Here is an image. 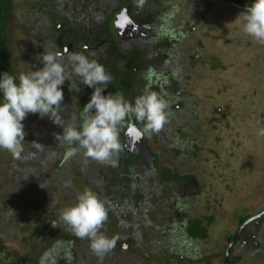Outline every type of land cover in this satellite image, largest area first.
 Returning <instances> with one entry per match:
<instances>
[{
  "label": "flooded vegetation",
  "instance_id": "af4514ba",
  "mask_svg": "<svg viewBox=\"0 0 264 264\" xmlns=\"http://www.w3.org/2000/svg\"><path fill=\"white\" fill-rule=\"evenodd\" d=\"M132 1L23 0L22 3L19 0L18 3L11 4L9 20L13 19L14 12L18 10L20 26L34 31L35 43L42 46L43 52L44 48L61 51L68 49L83 53L104 67L114 61L117 65L110 74L116 86L110 84V89L107 88L104 94L122 93L119 87L123 84L115 78L127 82L132 78L133 84L130 88L124 84L128 88V92L123 94L124 98L134 104L137 97L146 92H155L168 102L169 119L159 133L152 134H143V125L133 117L126 121L119 130L122 150L113 165L98 162L85 156L82 151L68 156V147L75 145H61L55 134H62L63 127L44 117V121L48 120L45 123L56 127L43 124V136H48L38 145L31 144V148L25 149L20 158L12 156L17 165L16 174L23 175V179H12L11 182L16 183L12 189L6 190L3 184L0 185V195H5L6 201L13 203H9V209L4 211L5 221L9 223V215H12L15 220L23 223L19 225V230H25L24 233L28 234L24 242L29 239V243L36 241V234L30 235V232L35 228L43 229V233L38 236H43L44 241L43 251H40L41 257L38 259L31 256L28 259L25 255V264H213L218 258H224V264H241L236 253L238 237L247 224L261 218L264 212L247 214L249 217L243 223H240L239 219L242 228L230 235L224 233L221 237L223 242L214 245V251L205 253V242L212 217L207 216V208L203 207L202 201H198V198L203 196L199 181L192 173L183 171L187 166L180 168L183 165L180 163L175 169L173 161H167H183L182 158L191 155L192 158L200 156L197 149L201 145L196 144V141H189V148H194L193 154L188 155H185L181 151L183 147L179 146L180 142L184 143L183 138L177 145L174 144V141L180 139L175 127L177 123L182 122V115L189 119V110L196 114L194 106H191L192 96L191 99L187 98L188 94L184 91H190L192 81L200 83L195 77V68H191L190 64L183 73H177L178 62L182 56L174 52L175 47L169 42L172 41L171 38L163 40L160 37V34L165 35L164 23L170 16L157 14L149 19L148 10L144 12L146 14L141 22L137 23L134 16H131L133 12H137L133 10ZM208 1L216 4L214 1ZM137 3L139 9L148 6L144 0H137ZM150 7L153 8L152 5ZM19 9H22L23 13L19 14ZM125 10H128L133 23L121 19ZM25 16L28 26L24 25ZM160 20L164 21L162 26L159 25ZM142 37L145 40L150 39L151 45H140L138 40ZM174 42L184 43L181 38L174 39ZM199 55L196 54L192 60L199 58ZM34 56L35 53H32L31 57ZM193 63L196 65L195 61ZM40 67H43V64L39 61L37 69ZM105 69L107 71L106 67ZM200 85L202 87L199 86L197 90L210 91L205 88L206 83ZM78 86L81 89L79 92L70 90L68 82L62 86L66 107L60 115L65 124H75L79 127L83 122V107L89 102L94 89L83 84ZM192 122L195 123L194 117ZM50 130L52 132L49 135ZM161 137L165 140L171 138V145L167 148H171L173 152L161 151L158 148L162 145V140H159ZM46 140L52 142L56 148H49ZM152 144L157 148L154 149ZM40 147H43V151L39 150ZM35 158L39 159L40 165L34 163ZM163 160L164 162H161ZM55 171H60L63 175V184L75 183L71 188L72 193L61 196L59 194L58 203L43 196V217H38L29 224V206L23 203V208L18 203L25 202L23 195L32 192V185L36 187L35 190H40L41 194L43 188L49 189L45 190V193L50 192L53 186L49 185V178L55 175ZM2 182L0 173V183ZM79 189L83 192H94L107 209L108 219L102 231L109 238H114L116 244L112 251L104 255L94 253L89 241L78 238L71 228L60 221V213L68 202L72 206L78 202ZM54 190L58 191L56 188ZM203 199L206 202L204 196ZM52 223L57 226L54 227ZM261 234V226H258L248 237V243L260 248L256 240L261 238ZM0 243H3L4 252L0 254L1 259L9 253L15 257L22 256L19 252H10L4 240H0ZM217 245H221V249H218ZM248 247L250 250L251 246ZM263 250L260 248L258 251ZM252 251L253 258L260 256L259 253L254 256L256 248Z\"/></svg>",
  "mask_w": 264,
  "mask_h": 264
},
{
  "label": "rangeland",
  "instance_id": "374dc122",
  "mask_svg": "<svg viewBox=\"0 0 264 264\" xmlns=\"http://www.w3.org/2000/svg\"><path fill=\"white\" fill-rule=\"evenodd\" d=\"M21 1L23 3V0ZM134 1L138 7L137 0ZM15 2L18 3L19 0H11L10 4ZM156 2V6L152 5L154 11L158 15L170 16L165 23L160 20L159 25L162 26L164 23L165 28V35L160 34V37L163 40L171 38L172 41L169 42L175 47L174 52L182 56L178 62L177 73H183L190 64L191 68H195V77L198 78L199 83H206L205 88L210 89V91H199L197 88L201 85L191 82L190 91L185 90L184 93L188 94L187 98L191 99L192 96L191 106H194L196 114H192L189 110L187 112L189 119L181 114L184 118L175 127L180 139L174 141V144L177 145L183 138L184 143L180 142L179 146L183 147L181 151L188 155V153L193 154L194 148H189V141H196V144L201 145L197 149L200 156L192 158L191 155L182 158L183 161L167 160L173 161L175 169L180 163L183 164L180 168L187 166L183 171L192 173L199 181L201 195L206 202L203 196L198 198V201H202L203 207L207 208L205 210L207 216L212 217L205 242V253H209L214 251V245L223 242L221 237L224 233L230 235L242 228L239 224V216L264 212V43L244 32V21L239 15L246 10L216 5L208 0H156ZM21 13L23 10L19 9V14ZM20 20L17 10L13 19L7 23L11 68L17 76L22 72L26 73L29 68L33 71L37 70L39 63L37 57L43 53L42 46L35 43L34 31H30L27 27L23 29L19 24ZM24 25L28 26L26 16ZM164 28L162 27V30ZM180 38L184 43L174 42V39ZM141 39L144 38L138 40L140 45H151L150 39L143 41ZM32 53H35L33 58ZM196 54H200L199 58L195 57L192 60ZM162 71L165 72V69ZM193 117L195 123L192 122ZM47 121L38 114H29L23 121L26 132L24 150L30 149L31 144L38 145L48 136V134L43 136V124L56 127L45 123ZM39 127L42 132L34 137L32 130ZM51 132L52 130L49 135ZM170 139L159 138L162 140V145L158 148L161 151L173 152L171 148H167L171 145ZM45 142L49 148H56L52 142L47 140ZM152 147L157 148L154 144ZM39 150L43 151V147ZM12 156L7 150L0 149V173L3 181L0 185L3 184L6 190L15 188L16 183H12V179L24 177L16 174L17 165ZM34 163L39 164V159L35 158ZM15 174L16 176L13 177ZM49 179V185L53 186L50 192L45 193V190L49 189L43 188L41 194L40 190H35L36 187L32 185V192L23 195L25 202L18 203L20 207H23V203L29 206V224L36 218L43 217V196L58 203L59 194L61 196L68 192L72 193L71 188L75 183L63 184L65 179L60 171H55V175ZM55 188L57 192H54ZM79 193L83 191L79 189ZM9 203L13 205L12 202L6 201L5 195L1 194L0 221L3 224L0 226L2 235L0 240H4L5 245L8 244L10 252H19L25 261V255L28 259L31 256L39 259L44 241L43 236L41 238L38 236L43 233V229L35 228L30 232L36 234V241L32 240L29 243V239L24 242L28 234L24 233L25 230H19V225L23 223L15 220L12 215H9V223L5 221L4 211L9 209ZM71 206L68 202L66 208ZM258 226H261L262 234L261 238H257L256 243L264 249L263 215L247 224L246 229L241 232L242 235L238 237L236 253L239 256L236 253L235 255L241 264H264V250L258 251L260 248L248 243V237ZM217 246L221 249V245ZM254 248H256L254 256L257 253L260 256L253 258ZM244 254L245 256H242ZM213 264H224V258L215 259Z\"/></svg>",
  "mask_w": 264,
  "mask_h": 264
},
{
  "label": "clouds",
  "instance_id": "9594fccd",
  "mask_svg": "<svg viewBox=\"0 0 264 264\" xmlns=\"http://www.w3.org/2000/svg\"><path fill=\"white\" fill-rule=\"evenodd\" d=\"M131 4L133 10L138 11L139 5L136 7L134 0ZM127 16L133 23L130 15ZM239 17L243 18L244 32L264 43V0H253ZM128 18L125 17V20ZM37 59L43 67L35 71L29 68L18 77L8 72L0 76V93L3 96L0 102V149L7 150L14 158H20L24 152L26 132L23 121L29 114L48 117L54 124L63 127L62 134L55 136L63 146L75 145L68 147V156L82 151L98 162L113 165L122 150L119 130L126 121L135 117L143 125V134L159 133L168 122L169 104L155 92L137 97L134 104L119 92L105 95L113 79L111 74L104 65L83 53L44 48ZM66 82L70 90L76 92L81 91L79 84L94 89L89 102L83 107V122L79 127L65 124L60 115L66 107L62 88ZM77 200L74 206L60 213L62 224L71 228L78 238L89 241L91 250L97 255L112 251L116 240L102 231L108 219L104 203L90 190L81 193ZM52 225L57 226L56 223Z\"/></svg>",
  "mask_w": 264,
  "mask_h": 264
},
{
  "label": "trees",
  "instance_id": "16d2710c",
  "mask_svg": "<svg viewBox=\"0 0 264 264\" xmlns=\"http://www.w3.org/2000/svg\"><path fill=\"white\" fill-rule=\"evenodd\" d=\"M224 1H229V2H233V3H237L243 6H248L251 3H253V0H224ZM11 0H0V76H2V74L4 72H8L10 75L16 76V73L13 71L12 64H11V53H10V49H9V45L7 43V23H9V19H8V15L10 10L12 9V5L10 4ZM145 4H148L147 7H141L140 9H138V11L136 13L133 12L132 16H134V20L138 23L141 22L142 18L145 16L146 13L149 10V19L154 18L157 16V12L156 11H152L153 9L150 8L151 5L156 4V0H144ZM227 6V5H225ZM116 63L114 61H112V63H110L109 65H106L105 67L107 68V71L109 73H112V70H115L116 68ZM117 81H119L120 83L123 84L120 85L119 89L122 90L121 94H125L128 92V88L131 87V84H133V79L131 78L130 82L127 81H121L118 80V78H115ZM111 84L114 85V87L116 86L115 83L111 82ZM128 86V88L125 86ZM108 88L110 89V85H108ZM116 93V92H115ZM3 101V96L2 93H0V102ZM135 119V117H133ZM135 121H137L135 119ZM41 129L36 128L32 130V134L34 135V137L40 135ZM249 215H245V216H241L240 218V223H243L244 221H246L248 219ZM32 235V233L30 234ZM3 254V243H0V254ZM1 254V255H2ZM6 259V261H4ZM4 261V262H2ZM25 264V259L22 256H17L15 257L14 255H12L11 253H9V255L4 256L2 259L0 258V264ZM36 264V263H35Z\"/></svg>",
  "mask_w": 264,
  "mask_h": 264
},
{
  "label": "water",
  "instance_id": "95a60500",
  "mask_svg": "<svg viewBox=\"0 0 264 264\" xmlns=\"http://www.w3.org/2000/svg\"><path fill=\"white\" fill-rule=\"evenodd\" d=\"M211 1H214L216 4H219V5H227L230 7H237L239 9H243V10L247 9V6H243V5L233 3V2H229V1H224V0H211ZM127 14H129L128 10L123 12V14H122L123 19L122 20H125V17L128 18ZM126 21L129 22L130 24L132 23L129 18L126 19ZM230 248H231V246H230ZM230 248L228 249V251L230 250Z\"/></svg>",
  "mask_w": 264,
  "mask_h": 264
}]
</instances>
